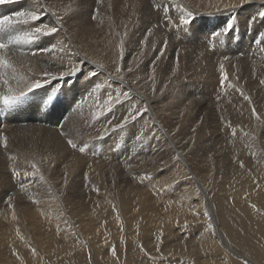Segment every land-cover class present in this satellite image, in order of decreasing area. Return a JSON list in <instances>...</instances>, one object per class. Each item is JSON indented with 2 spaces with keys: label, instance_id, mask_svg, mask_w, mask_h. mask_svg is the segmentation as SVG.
<instances>
[{
  "label": "bare ground",
  "instance_id": "6f19581e",
  "mask_svg": "<svg viewBox=\"0 0 264 264\" xmlns=\"http://www.w3.org/2000/svg\"><path fill=\"white\" fill-rule=\"evenodd\" d=\"M33 2L18 0L0 5V16L30 8ZM43 2L61 14L71 6L59 38L68 48L65 64L71 58L78 62L81 73L50 81L36 90L39 95L45 91L55 95L59 90L52 107L38 110L24 102L8 108L0 106V264H105L106 258L99 250L95 255L91 243L98 246L100 237L111 240L118 228L124 232V252L128 251L123 264L127 263L125 259L134 264L146 256L142 234L149 228L161 237V241H151L152 246L171 240L163 249L173 254L171 264H194L183 256L208 251L210 244L196 240L203 234L209 240L212 231L222 236L221 246L226 249L223 264H264V19L250 22L252 16L264 11V0H250L231 11L225 10V5L239 4V0ZM184 3L197 13L189 25L178 24L181 16L174 17L175 6ZM217 6L221 11H216ZM165 12L174 22L165 27L166 33L172 28L177 31L174 37L172 31L170 37L163 36L157 27L156 20ZM226 15L234 28L225 41L223 36L218 39L216 47H221L222 54L214 57L215 50L208 49V38L199 41V33L203 30L209 37L218 30L213 28L211 18L226 23ZM47 19L53 21L54 17ZM237 32H242V39H255L256 47L239 43L240 38L235 42ZM185 36L194 44L182 46ZM164 40L168 41L166 49H162ZM29 47L21 44L16 46L19 51H11L9 59L15 74L27 82L37 78L43 81L46 70H56L54 63L49 54H23ZM227 48L245 54L246 60L227 55ZM162 50L163 56H159ZM220 64L224 65L227 81L223 80ZM117 67L123 81L116 78ZM8 71L9 83L16 88L15 80L10 79L12 70ZM92 71L98 77L91 80L100 87L93 85L85 91L91 80L84 74ZM3 78L4 70L0 69V85ZM218 89L225 92L221 100H216L222 103L218 105L210 98L206 101L207 91L212 95ZM5 90L0 86V91ZM190 90L192 94L197 92L191 96ZM120 93H126L130 100L120 96L123 104H113L111 111L105 106L103 115L96 118L94 113L100 110L95 106L97 101L103 104L109 94ZM198 96H202L200 100H196ZM81 99L86 103L78 107ZM133 104L142 116L123 129L102 132L108 121H121ZM185 115L198 127L194 143L186 141L181 148L178 129ZM222 130L219 138L217 133ZM202 138L210 146L199 150ZM67 139L78 147L86 145L85 151L73 150ZM120 140L124 143L122 150L133 148L131 153L122 155ZM195 153L198 159L192 156ZM12 156L16 159H10ZM120 156L128 163L125 170L110 164L111 158ZM32 164L40 171L35 176L23 175L36 171ZM169 164L173 178L166 180L170 173L160 175L159 171ZM13 167L21 177L13 176ZM141 180L146 181V187ZM139 182L144 187L138 190ZM171 193L176 194L173 201L168 199ZM196 198L200 202L194 204ZM25 201H41V205L30 208ZM177 225H181L178 230ZM128 228L139 234L131 235ZM195 228L201 229L196 240H187V233L180 235L182 230ZM110 246L115 247V243Z\"/></svg>",
  "mask_w": 264,
  "mask_h": 264
},
{
  "label": "snow or ice",
  "instance_id": "6c2138e0",
  "mask_svg": "<svg viewBox=\"0 0 264 264\" xmlns=\"http://www.w3.org/2000/svg\"><path fill=\"white\" fill-rule=\"evenodd\" d=\"M18 0H0V5L6 4H14L17 3ZM250 0H239V4L236 3H228L225 5V10H234L238 6H242L244 4L249 3ZM177 7L183 8L186 15H182L179 18L178 24L189 25L190 17L193 16V12L190 11L184 5H177ZM163 8V5L160 6ZM71 11V6L69 5L63 14L54 11L53 8L47 6L43 0H34L32 6L30 8H23L21 10H17L11 12L10 14L0 16V69L4 70V78L2 80V85L6 88L5 91H0V106L4 108L12 107L14 105H18L22 102L28 103L30 106L36 107L38 110L41 108L52 107L55 103L57 97L59 96V90H55L56 94L54 95L50 91H45L44 95H39V92L36 90H40L44 88L45 84H48L50 81H57L63 79L64 77L74 76L77 73H81V67L78 62H73L71 58L67 60L65 64L64 57L68 52V48L65 47V40L60 39V34L63 33L64 27L66 24L65 17L68 12ZM216 11H221V8L217 6ZM54 17L53 21H48L47 17ZM258 18L264 19V11H260L258 16H252L250 22L257 20ZM173 19L170 15L165 12V15L162 17V24H158L157 27H167L170 24H173ZM18 25L26 26L25 29L17 28ZM234 28L232 23H227L223 28L219 30H213L210 33V36L207 40V44L209 47H216V42L221 36H225L230 33ZM23 31V34H17ZM151 31L147 33V35H151ZM264 42V41H262ZM25 44L29 45V49L27 52L23 54H31L32 56H38L43 54L50 55V62L54 63L55 71L46 70L44 72L45 79L42 81L41 79H33L31 82L25 81L23 77L17 76L15 74L14 64L9 59L11 51L16 48V46ZM168 41L164 40L162 42V49L167 48ZM19 51L18 48H16ZM124 54V41H120V51L119 55L122 58ZM143 55V53H141ZM159 56H163V50L159 53ZM159 56L157 58H159ZM228 59V57H225ZM58 61V63H55ZM100 68H103V65H99ZM220 69L224 72V65L220 64ZM12 70V75L10 79L15 80L17 87L14 88L9 83V71ZM128 71H132V68L129 67ZM116 78L120 81L124 80V77L120 75L121 68L117 67L115 69ZM88 79L91 80L92 77H98V73L92 71L90 74H84ZM111 77V73L108 74ZM176 75L175 72L172 74ZM154 79V77H153ZM223 80H228V75L224 72ZM171 82V80H170ZM22 85V86H21ZM99 88L100 85L95 83V80H91V84L85 86V91H88L92 86ZM167 85H165L166 87ZM243 95V93H241ZM120 96H125V100H130V97L126 93H120L116 96L111 94L108 95L107 100L104 101L103 104L95 105L100 110L94 115L96 118L103 115L104 108L107 106V110H112L113 104H123L124 101H121ZM86 103L85 100L81 99L78 103V107ZM147 109H144L146 112ZM255 114V109L252 110ZM139 107H136L134 104L131 106L130 110H127L126 113L121 118V121L112 124L111 121H108V126L102 129V132L107 134L111 131H116L123 129L129 122H135L139 116H142ZM257 120L260 119V116H256ZM64 134L63 132L61 133ZM155 138V137H153ZM4 147H7V139L4 138L3 141ZM67 144L71 146L73 150H79L80 152H84L85 146H80L73 142L72 139H67ZM10 159L15 160L16 157L12 156ZM241 166H243L241 164ZM31 167L35 169V172L24 173L23 175L35 176L37 172L40 171L39 168L35 164H32ZM12 174L14 177H21L22 173L18 171L15 167L12 168ZM42 178V177H41ZM21 187H24L23 182H21ZM10 199V197H9ZM35 251V250H33ZM113 255L115 252L113 251Z\"/></svg>",
  "mask_w": 264,
  "mask_h": 264
},
{
  "label": "rangeland",
  "instance_id": "374dc122",
  "mask_svg": "<svg viewBox=\"0 0 264 264\" xmlns=\"http://www.w3.org/2000/svg\"><path fill=\"white\" fill-rule=\"evenodd\" d=\"M175 6V5H174ZM184 6H186L188 9L190 8L188 5H186L185 3H184ZM149 7L151 8V3L149 4ZM180 7H177V6H175V9H177L176 11V13L174 14V17H179V16H182V15H186V13L184 12V10H183V8H180ZM97 9H95V11H96ZM190 10V9H189ZM193 12V11H192ZM193 14H197V13H194L193 12ZM227 14V13H226ZM213 16H215V14L213 15ZM163 16L162 15H160L159 17H158V19L156 20L157 21V23H159V24H162V18ZM227 19H224L223 18V20H224V22L225 21H227L226 23H222V20L221 19H215L214 17L213 18H211V20H210V22L214 25L213 26V28H217L218 30L220 29V28H223L228 22H231V19H228V15H226L225 16ZM222 18V17H221ZM190 19V21H193L194 19L192 18V17H190L189 18ZM160 30H161V34L163 35V36H167V37H170L171 35H172V33H173V37L175 36V32H177V31H173V29L171 28L170 29V31H168L167 33H166V28L165 27H160ZM163 30V31H162ZM171 31H172V33H171ZM163 32V33H162ZM170 33V34H169ZM202 33V34H201ZM205 32H203V30L199 33V37H202V39H200L199 38V41H202V40H204V39H207V38H209L206 34H204ZM226 35H228V34H226ZM226 35L225 36H223V39H224V41H225V37H226ZM234 37V41L235 42H237V39L238 38H240L241 40H240V42L239 43H242V42H244L245 44H247V46L248 47H251L252 45H254V47H256V41H255V39H253V38H249L248 36H247V38L245 37L244 39H242L243 38V34H242V32H237V33H235V35L233 36ZM245 39H247V40H245ZM187 40V41H186ZM251 41V42H250ZM182 46H186V45H193V44H191V42H189V40L188 39H186V36L184 37V40H182ZM185 42V43H184ZM188 43V44H187ZM186 44V45H185ZM199 45H201L200 43H199ZM181 46V47H182ZM210 48V49H209ZM220 48V49H219ZM219 48H211V47H209L208 46V49L209 50H215L214 52H212V53H214L215 54V56L214 57H216V54L218 55H220V54H222L221 52H222V50H221V47H219ZM220 50V51H219ZM218 51V52H217ZM225 51L227 52L226 54L227 55H230L231 53H232V57L235 59V58H239L240 60H246L245 59V57H247L245 54H238L239 52L237 51V50H231V49H229V48H227V49H225ZM216 52V53H215ZM223 53H224V51H223ZM263 53V52H262ZM239 55V56H238ZM241 55H243V57L241 56ZM236 56V57H235ZM238 56V57H237ZM262 65V64H261ZM261 84H263L264 85V83H261ZM224 91V90H223ZM223 91H219V89L217 90V91H215V93L214 94H212V95H210L211 93H209V91H207V94L209 95V97L208 98H206V101H209V98H210V100H213L214 102H216V100L217 99H220L221 100V98H222V95L221 94H223V93H225V92H223ZM197 92V91H196ZM195 92V93H196ZM188 93V92H187ZM195 93H193V94H195ZM199 93H202L201 91L199 92ZM192 94V92H191V90H190V93H188V95H193ZM217 94V95H216ZM227 95V94H226ZM226 95L224 96V98H226ZM201 97L202 96H198V97H196V100H200L201 99ZM215 99V100H214ZM216 103H218V105L220 104V103H222V101H219V102H216ZM230 103H232V102H230ZM236 108H237V106H235ZM109 112H105L104 114H108ZM108 115H110L111 116V114L109 113ZM184 118H185V121L182 123V125L179 127V129H178V133L180 134L179 136H180V138H181V140H182V142H181V144H179L180 146H181V148H182V145L184 144V143H186V141L188 142V143H194L193 141H192V138L194 137V134H195V132H196V129H197V127H198V124L196 123V124H194V119H191V118H188L187 117V115H185V116H183ZM76 118V117H75ZM259 123V122H258ZM217 131V130H216ZM223 131L224 130H222V131H220V135L217 133V135H218V137L219 138H221L222 137V134H223ZM222 132V133H221ZM216 134V133H215ZM214 134V135H215ZM183 136H185V137H183ZM197 138L198 139H200L201 137L200 136H197ZM206 139L205 138H202L201 139V141H200V143H199V150L201 149V148H207L208 146H210V144H208L207 143V145H206V141H205ZM120 144H122V146L121 147H119L121 150H122V148L124 147V143H123V141H121L120 140ZM205 145V147H203ZM183 147H185V146H183ZM132 149L133 148H131L130 150L129 149H123L122 150V155L124 156V154H127V153H131L132 152ZM125 150V151H124ZM125 152H127V153H125ZM133 152H134V150H133ZM114 153H116V151H114ZM196 155V153L195 154H193L192 156L194 157ZM123 156H120V157H113V158H111L110 159V164L114 167V168H118L119 167V169L120 168H122L123 170H125L124 168H125V166L128 164L127 163V161H126V158L124 159V157ZM197 156H195V158H196ZM190 158H191V156H190ZM113 159V160H112ZM115 159V160H114ZM197 159H198V157H197ZM101 162L99 161V164H100ZM123 163V164H122ZM125 164V165H124ZM171 164H169V166H167L166 168H163L164 169V171L162 170V171H159V173H160V175H162V174H164L165 172H169L170 174H167L166 176H165V178L164 179H166V180H170V179H172L173 177H172V173H173V171H171V169L173 168L172 166H170ZM87 169V168H86ZM85 169V170H86ZM141 182L144 184V182H145V184H144V186L146 187V181H144V180H141ZM141 182H139L138 184H137V186H139L138 187V190H139V188L141 187V189L144 187L143 186V184L141 183ZM169 197H168V199L170 200V201H173L174 199H175V197H176V194L175 193H171V194H169L168 195ZM27 201H25V202H23V203H26ZM198 202H200L199 201V198H196L195 200H194V204H196V203H198ZM38 203V204H37ZM27 204V203H26ZM30 208H38L40 205H41V201H35V202H31L30 204H27ZM31 205V206H30ZM134 214H137V213H135L134 212ZM109 215V214H108ZM132 218H133V214H132V216H131ZM127 218H129V217H127ZM197 225H198V223H200L198 220L195 222ZM193 226H195V225H193ZM181 227V225H177L176 227H175V229H179ZM177 229V230H178ZM147 231V230H146ZM143 232V234L142 235H144L143 236V241H144V248L145 249H147L146 250V256H144V258L143 259H139L137 262H136V260L133 262L134 264H162L161 262H159L158 261V259L159 260H162V262H164L165 264H171L170 263V259H172V258H174L173 257V254H172V256H170V254L168 255L164 250H165V248H166V246L169 244H171V240H166V242H165V244H159V245H151V243L154 241V243H156V242H158V241H161V237L159 236V235H155L154 234V232H152L151 231V229L149 228V231H147V232ZM187 230H184V232H183V230L182 231H180V232H182V233H180V235L181 234H183V233H187L188 234V236H189V238L190 239H187V240H196V239H198L199 238V232L201 231V229H193V231H188V232H186ZM116 235L111 239V240H108V239H105V237H100V242L98 243V246H97V244L95 245L94 243H91V247H92V249H93V252H94V254L95 255H97L98 254V250H99V254H100V256H104L105 258H106V261H105V264H123V257L124 258H126V256H127V254H128V251H125L124 252V250H125V248H123L122 246H125V242H123V240H122V237H123V235H124V232H123V230L122 231H120V229L118 228L116 231ZM128 232L131 234V235H136V233L137 234H139V231H136V229L134 230V231H131V228L129 229L128 228ZM208 235H209V240L206 238V235L205 234H203V235H201L200 236V238H199V240H196L197 242H199V241H205V243H207V244H210V245H208L209 247H208V251H205V253H198V254H196V255H192V254H190V255H185V256H183V257H188V258H190V260H194V264H205V263H215V264H223L224 263V261H223V253L225 252V250L226 249H224L222 246H221V242H222V240H221V235L219 234V232L218 231H212L211 232V234H209L208 233ZM137 236V235H136ZM155 239H157V240H155ZM225 239H226V237H225ZM224 240V239H223ZM152 241V242H151ZM112 242H114L115 243V247H113V246H110V244L112 243ZM224 242H225V240H224ZM128 245L129 244H131V240H129L128 241V243H127ZM147 244V245H146ZM149 244V245H148ZM225 244L227 245V239H226V242H225ZM161 245H163L161 248L162 249H160V246ZM146 246V247H145ZM151 246V247H150ZM154 247L155 248H157V249H154ZM231 247H232V249L234 248V245L232 244L231 245ZM89 247H88V245H86V249H88ZM153 249H154V253H156V251H157V254H156V256H150L151 254H154L153 253ZM164 249V250H163ZM238 249V248H237ZM150 250V251H149ZM156 250V251H155ZM162 251V253H161V251ZM113 251L115 252V255H113ZM152 252V253H151ZM151 253V254H150ZM244 255V254H243ZM115 256H118V258H119V260L117 261V258H115ZM157 257L158 259H155L154 261L152 260V258H150V257ZM191 256H193V257H191ZM230 256V253H229V255L227 256V257H229ZM179 257H182L181 255L179 256ZM115 259H116V261H115ZM167 259V260H166ZM126 261H127V263L126 264H128V259H125ZM180 260H182L181 258H180ZM55 261H57V260H55ZM99 261H100V259H99ZM168 261V262H167ZM86 263V262H85ZM44 264H47L46 262L44 263Z\"/></svg>",
  "mask_w": 264,
  "mask_h": 264
}]
</instances>
